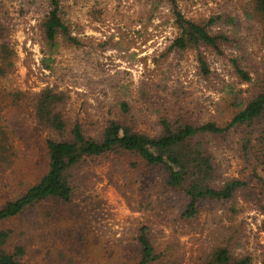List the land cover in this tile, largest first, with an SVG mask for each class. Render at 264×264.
Returning a JSON list of instances; mask_svg holds the SVG:
<instances>
[{
	"label": "rangeland",
	"instance_id": "374dc122",
	"mask_svg": "<svg viewBox=\"0 0 264 264\" xmlns=\"http://www.w3.org/2000/svg\"><path fill=\"white\" fill-rule=\"evenodd\" d=\"M249 3L178 0L191 19L236 18L225 25L238 38L225 55L203 50L211 70L204 77L196 52L170 50L179 31L168 0H61V15L77 42L60 35L54 45L43 31L49 0H0L16 52L15 72L4 86L28 94L47 87L65 91L68 115L94 127L104 117L127 116L121 101L147 132L154 127V107L194 120L219 119L230 91L248 87L239 82L231 58L239 56L249 70L264 59L261 29L245 10ZM1 106L13 149L0 162V207L37 183L49 166L46 133L35 128L29 105L8 98ZM233 143L216 148L222 178L249 172ZM77 179L84 185L71 202H41L0 225V231H12L9 250L23 245L28 264H138L137 237L147 226L161 254L153 264H206L223 242L236 255H250L252 264H264V212L252 199L240 198L239 212L205 205L193 219H182L178 194L129 154L89 160Z\"/></svg>",
	"mask_w": 264,
	"mask_h": 264
},
{
	"label": "trees",
	"instance_id": "16d2710c",
	"mask_svg": "<svg viewBox=\"0 0 264 264\" xmlns=\"http://www.w3.org/2000/svg\"><path fill=\"white\" fill-rule=\"evenodd\" d=\"M168 2L179 31L170 50L196 52L200 71L204 77L209 76L211 70L203 50L225 55L226 49L238 41L225 25L234 23L236 18L220 14L195 20L183 14L178 0ZM49 3L50 10L43 22L47 42L54 45L60 35L70 43L77 42L61 15V0H49ZM245 10L261 29L264 42V0H250ZM15 57L9 28L0 16V162L7 161L13 149L8 145L10 138L1 116V104L8 98L13 103L29 105L35 128L46 133L49 157L48 169L39 181L0 207V225L41 202H71L84 185L77 179L83 166L89 160L110 154L136 155L145 166L159 172L163 184L178 194L183 203L180 206L182 219H193L205 205L239 212L237 202L240 198L252 199L264 212V59L249 70L239 56L231 58L239 82L248 87L230 91L225 99L226 109L219 119L211 116L194 120L154 107V127L152 132H147L136 126L126 101H121L120 107L127 116L104 117L101 124L97 121L98 127H94L92 123L83 122L81 117L68 115L65 91L47 87L28 94L4 86V81L15 72ZM142 92L145 93V89ZM227 143L236 145L237 156L243 160L244 171H249L248 174L221 177L216 148L222 144L230 147ZM254 181L259 187L257 193L253 188L256 186L252 185ZM11 237V230L0 231V264H28L23 260L26 254L23 245H16L12 250L7 248ZM137 239L140 246L138 264H153L161 258L148 236L147 226L141 227ZM223 243L212 249L206 264H252L250 255H236Z\"/></svg>",
	"mask_w": 264,
	"mask_h": 264
}]
</instances>
